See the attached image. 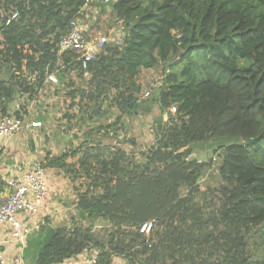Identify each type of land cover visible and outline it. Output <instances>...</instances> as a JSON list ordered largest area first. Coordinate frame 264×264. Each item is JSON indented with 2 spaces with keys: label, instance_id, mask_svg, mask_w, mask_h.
I'll return each instance as SVG.
<instances>
[{
  "label": "trees",
  "instance_id": "16d2710c",
  "mask_svg": "<svg viewBox=\"0 0 264 264\" xmlns=\"http://www.w3.org/2000/svg\"><path fill=\"white\" fill-rule=\"evenodd\" d=\"M86 4L110 16L109 26L96 18L90 33L121 27L125 41L108 42L87 68L74 51L58 64L59 41ZM16 10L19 18L6 25ZM160 64L157 101L168 119L144 162L94 140L82 153L48 154L43 164L84 175L88 187L76 209L91 223L107 221V240L82 221L57 226L35 264L90 249L98 250L97 264L115 257L127 264H264V0H0V67L10 72L0 79V100L46 92L49 67L69 118L97 101L129 113L137 111L141 72ZM209 140L223 159L219 186L204 191L200 180L213 161L190 154ZM79 155V168L67 162ZM149 220L150 237L140 232Z\"/></svg>",
  "mask_w": 264,
  "mask_h": 264
},
{
  "label": "rangeland",
  "instance_id": "374dc122",
  "mask_svg": "<svg viewBox=\"0 0 264 264\" xmlns=\"http://www.w3.org/2000/svg\"><path fill=\"white\" fill-rule=\"evenodd\" d=\"M98 10L90 6L88 12H90L91 18L95 16V20L98 18L108 25L110 16L107 15L106 17L105 14L99 16ZM85 21L90 25L95 22L93 19ZM104 24H102V28H104ZM119 28H114L115 32H119ZM164 69V64H160L155 68L144 69L141 72L139 82L142 84V90L150 89L152 95L149 99L137 101V111L129 113L120 111L116 106H110V102H101L99 105L96 104L97 101L91 102L89 108L73 118H69L67 114L70 110L66 109L63 97L61 94H54V88H51L58 83H52L46 92H39L33 97L29 93L17 92L15 98L8 101L12 111L9 113L19 112L23 114L26 122L22 130L9 138L13 139L14 145L12 146L13 150L7 153L5 160L16 162L22 168H27L29 165L38 162L44 164L48 154L52 157H58L65 152L72 153L75 149L78 150L83 147L82 153L87 145L95 142L94 140H102L104 144L120 147L128 155H134L136 161L144 162L146 152L160 136L163 119H168V114L161 112L157 101V88L163 79ZM9 76L10 72L7 67L1 66L0 79H8ZM86 76L89 78V75ZM95 110L99 111L95 113ZM35 120H40L43 123L41 128L28 127ZM108 126L110 127L108 128ZM215 150L216 143L209 140L194 146V151L190 154L191 158L200 161H213L212 166L207 169L200 180L204 191L218 187L220 183L218 170L223 159V152L220 150L216 153ZM80 156L68 157L67 162L79 168L78 158ZM55 171L56 196L54 203L56 204L50 208L51 211L42 209L39 214L38 225L49 228L51 225L57 226L56 222H60V224L63 222L67 226H73L75 221H82L94 229L98 239L101 238L106 241L109 230L107 221L100 218L91 223L87 219H83L79 210L76 209V202L88 187L87 179L83 174L74 178L61 169L56 168ZM60 213L62 214L60 215ZM54 214L57 215V219L55 216L52 217Z\"/></svg>",
  "mask_w": 264,
  "mask_h": 264
},
{
  "label": "built area",
  "instance_id": "2783aa9c",
  "mask_svg": "<svg viewBox=\"0 0 264 264\" xmlns=\"http://www.w3.org/2000/svg\"><path fill=\"white\" fill-rule=\"evenodd\" d=\"M111 0H105L107 4ZM89 4H86L78 12L79 16L73 18L69 23V29L64 34L58 47V64L62 62V58L66 52L74 51L78 54L82 66L87 68L89 63L96 59L100 52L104 51L108 42H114L117 45H122L125 41V33L121 30L115 32L111 30L109 33L93 35L89 31L90 24L85 20L91 18ZM20 16L18 10L12 12L7 18L6 25L17 20ZM46 81L51 83H59L58 76L55 71L49 72V67H46ZM152 91L142 90L138 96V101L149 99ZM174 106L171 111L176 112ZM26 120L23 114L8 113L0 117V140L11 138L22 130ZM42 122L35 120L28 127L41 128ZM47 168L43 163H34L27 168H20L12 175L3 177L0 175V227H8L12 238L25 245L28 237L34 230V225L28 220L31 216L37 215L45 208L50 194V185L47 174ZM155 228V223L149 220L143 223L140 227V232L146 236H151ZM98 250L90 249L80 254L55 264H97ZM0 264H23L18 259L12 263H8L5 257L3 243L0 242Z\"/></svg>",
  "mask_w": 264,
  "mask_h": 264
},
{
  "label": "crops",
  "instance_id": "0c3cea01",
  "mask_svg": "<svg viewBox=\"0 0 264 264\" xmlns=\"http://www.w3.org/2000/svg\"><path fill=\"white\" fill-rule=\"evenodd\" d=\"M8 101L10 100H0V110L2 108H6V113L8 114L9 112H12L10 109L11 105H9ZM14 111V110H13ZM4 114L1 113L0 117L3 116ZM13 139H5V140H0V175L3 177H8L12 175L16 170H19L21 166L18 164L13 163L12 161H6L5 158L7 157V153H9L10 150H13V145L14 143L12 142ZM55 169L56 168H47V174H48V179L49 185H50V194L47 200L46 208H44V211L47 209L49 211L50 208H52L53 205H55V179H54V174H55ZM58 178V177H57ZM62 181H64V178H62ZM42 211V210H41ZM41 213V212H40ZM39 213V214H40ZM53 213V212H51ZM34 215L31 216L30 219L28 220L31 222L32 225H34V230L28 237L26 244L21 245L19 242L15 241L10 233L9 228L6 227H0V242L3 243V249L5 253L6 260L8 263H12L14 260L18 259L21 261L23 264H35L36 260V255L35 252L37 248L40 246V244L43 242L44 238L47 236L48 233H51L57 226H60V222H56L57 215L54 214L52 217L55 216V222L58 224L56 225H51V227L43 228V226L38 225V221L40 220V215ZM62 213H60L61 215ZM60 224V225H59ZM66 223H63L64 225ZM67 225V224H66ZM97 250V249H96ZM88 264V263H87ZM111 264H127V261L122 258V257H115L113 262Z\"/></svg>",
  "mask_w": 264,
  "mask_h": 264
}]
</instances>
